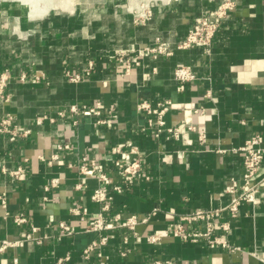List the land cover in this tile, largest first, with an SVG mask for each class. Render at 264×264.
<instances>
[{"label":"crops","instance_id":"0c3cea01","mask_svg":"<svg viewBox=\"0 0 264 264\" xmlns=\"http://www.w3.org/2000/svg\"><path fill=\"white\" fill-rule=\"evenodd\" d=\"M221 1L72 0L68 9L51 7L31 17L20 0H0V75L10 71L0 120L10 116L31 131L15 141L0 133V192L8 193L9 212L5 215L0 205V241L17 243L0 251V264H14L15 257L20 264H59L66 256L64 264H152L155 259L264 264L263 188L261 199L243 202L237 216L227 210L222 214L230 229L216 233L234 250L204 240L184 241L171 230L182 214L230 202L231 178L241 180L244 169L238 148L255 133L264 136V0H235L210 46L176 47L193 21ZM158 41L168 42L174 53L140 56L130 74H121L119 53ZM90 61V73L82 80L66 76L67 70L84 72ZM181 64L190 65L198 78L177 80L174 71ZM23 71L28 74L24 81L19 78ZM163 99L172 101L165 118L168 125L180 126L179 139H156L144 129L147 116L137 105ZM96 102L103 107L99 116L82 111L58 115L72 103L82 110L83 104ZM43 115L56 119L37 123ZM189 123L207 133L205 143L188 129ZM127 140L139 150L143 175L115 192L113 185L121 181L115 160L125 155L116 149L126 150ZM60 141L71 148L58 149ZM54 153L58 157L50 162ZM21 162V178L1 172L2 166L12 169ZM93 162L112 178L107 220L118 223L129 215L156 212L135 230H87L104 205L92 198L104 183L81 171ZM256 177L264 183V159ZM19 214L26 218L21 224L14 221ZM61 222L73 232H62ZM186 227L206 229L205 223ZM151 234H160V241L149 242ZM103 235L107 243L85 256L84 249Z\"/></svg>","mask_w":264,"mask_h":264},{"label":"built area","instance_id":"2783aa9c","mask_svg":"<svg viewBox=\"0 0 264 264\" xmlns=\"http://www.w3.org/2000/svg\"><path fill=\"white\" fill-rule=\"evenodd\" d=\"M235 6V0H222L218 6L214 9L208 11L207 14L201 15L193 21L190 26L187 35L181 39L176 47L180 49H186L193 45H203L210 46L214 40V37L221 26L223 20H226L230 17L232 8ZM174 53L173 47L166 41H158L153 45H147L140 47L133 51L122 52L117 55V60L122 63L123 71L122 75H128L131 73V70L135 65L140 64V56L149 55L154 58L160 56H171ZM92 61L89 63V67L84 70V72H72L70 70L66 71V76L74 82L82 80L85 75L90 73L92 67ZM175 78L179 81L187 82L193 81L198 78L197 73L193 70L190 65L181 64L175 68L174 71ZM28 74L26 72H21L19 78L21 80H26ZM10 77V71L7 69L0 75V100L8 99V95L5 94L6 86L8 83V78ZM41 76H36V79H40ZM172 107V101L170 99L158 100L155 104L151 103L149 100H143L139 102L137 108L139 111L143 112L147 116V126L145 130H149L151 134L156 139L166 138V139H179L181 135V128L179 125L172 126L168 125L165 118L167 112ZM102 104L101 102H96L95 105H86L83 104L82 110L78 103H72L68 110L58 111V115L65 117L68 114H79L83 112L86 115H96L99 116L102 114ZM198 111V109H196ZM44 119H49L51 122L55 121V117L43 115L37 118V123L41 124ZM104 120L99 119L98 122H103ZM188 129L192 131H197L199 140L202 143L207 141V133L203 130L198 129L194 124L189 123ZM8 133L9 139L15 141L20 137L27 136L30 134V129L24 128L21 125H18L13 122L10 116H5L0 120V133ZM58 149H69L71 144L68 142H58L56 144ZM126 150L117 147V153H123L124 158L118 157L115 160V166L120 175L121 181L113 185V191L122 192L133 181L143 175V164L142 158L139 155L138 148L132 143V141H126ZM243 152L244 155V164H243V174L240 179L235 177L231 178V183L227 188V192L231 194L230 202L224 207H215V208H200L195 209L189 213L182 214L179 218V221L173 223L172 233L174 236L179 237L184 241H200L204 240L210 245L220 244L223 247L229 249H236L237 247L232 246L229 240L220 233L217 234L216 230L222 229L223 231H228L230 229L229 221L222 220V214L224 211H228L229 214L234 217L237 216L240 211V206L243 202H252L256 203L261 198L258 193L261 188L264 189L263 180L257 179L256 175L261 167V163L264 159V136L262 133H255L249 137L244 146L238 148ZM58 154L54 153L50 162L54 159H57ZM81 171L84 174L95 175L101 180L104 185L96 188L93 192L92 198L96 201H103V211L98 213L88 224L87 230H96L102 231L105 229H113L117 226L125 227L128 229L135 230L138 224L146 222L150 216L156 212L157 208L153 212L145 216H138L136 214L129 215L122 221L116 223L115 221L107 220L104 216V211L110 209V199L112 196L109 194L107 185L112 183V178L103 171L100 167L92 163V167L86 165L81 166ZM1 172L11 177L12 179H19L25 172L24 163H18L14 168L8 169L5 166L1 167ZM55 184L56 181L54 180ZM264 201V200H263ZM0 205L5 210V215H8L7 211L8 205V193L7 191L0 192ZM77 210V209H74ZM80 213L79 210H77ZM120 217H116L115 220H119ZM14 221L18 224L26 221V218L22 215H15ZM186 223H205L206 229L202 230L200 228L189 230L186 227ZM62 232L71 234L72 227L64 222L60 223ZM36 230V228L34 227ZM30 237V234L28 235ZM160 234H151L147 236V240L151 243L160 241ZM108 241V235L101 236L100 239L93 241L86 249H84V255L89 256L90 253L97 249L99 246L106 244ZM17 244L8 239L0 241V251H3L9 246ZM125 254V252H123ZM98 255H102L98 251ZM69 256L59 259V264H64ZM14 264H20L17 257L14 258ZM152 264H178L172 259H155Z\"/></svg>","mask_w":264,"mask_h":264},{"label":"bare ground","instance_id":"6f19581e","mask_svg":"<svg viewBox=\"0 0 264 264\" xmlns=\"http://www.w3.org/2000/svg\"><path fill=\"white\" fill-rule=\"evenodd\" d=\"M20 1L25 5L26 10L27 12H29V15L31 17L42 16L45 13H47L51 7H63L68 9L72 5L71 4L72 0H20Z\"/></svg>","mask_w":264,"mask_h":264}]
</instances>
